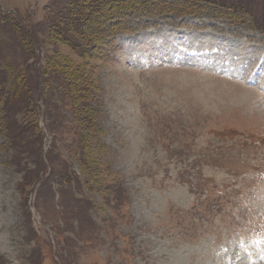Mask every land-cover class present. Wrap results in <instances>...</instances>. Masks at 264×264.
Returning <instances> with one entry per match:
<instances>
[{
    "label": "rangeland",
    "instance_id": "374dc122",
    "mask_svg": "<svg viewBox=\"0 0 264 264\" xmlns=\"http://www.w3.org/2000/svg\"><path fill=\"white\" fill-rule=\"evenodd\" d=\"M75 1L0 0V264H264V0L151 11L103 60L54 35Z\"/></svg>",
    "mask_w": 264,
    "mask_h": 264
},
{
    "label": "trees",
    "instance_id": "16d2710c",
    "mask_svg": "<svg viewBox=\"0 0 264 264\" xmlns=\"http://www.w3.org/2000/svg\"><path fill=\"white\" fill-rule=\"evenodd\" d=\"M246 1L251 3L253 0ZM187 2L192 6L169 9L171 6L166 5V2L163 0L75 1L64 4L61 15L56 16L57 19L55 24L52 25V28L54 29V35H60L62 33L63 37L69 41H67L68 44L75 51H79L81 59L103 60L113 51V46H109L111 39L120 33L145 28L147 25L139 24L137 20L144 15L146 18L151 17L153 14L151 11L165 15H169V13L175 14L176 17L194 13L198 15L197 11L200 8L195 7V5L207 3L208 5L222 7L232 16H236L237 14L246 15L250 17L251 23L254 21L259 23L260 21L254 17V12L251 9L243 5V1L241 0H187ZM126 21L129 22L127 23ZM71 81L69 79L68 82V87L71 91L74 93L77 92L78 98L84 96L83 93L87 91H83L81 86L73 83L74 80ZM44 83L45 76H41L40 80H37L38 85L36 89L33 91L32 96H30L29 103L35 109L38 108L36 100H39L35 95L39 91H37V88L41 86L42 90ZM18 91V86L14 90L13 85L10 84L7 100L10 99V95L15 98Z\"/></svg>",
    "mask_w": 264,
    "mask_h": 264
}]
</instances>
